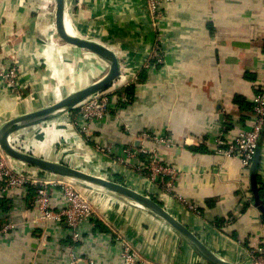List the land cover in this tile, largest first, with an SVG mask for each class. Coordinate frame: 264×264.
<instances>
[{"label": "crops", "instance_id": "obj_1", "mask_svg": "<svg viewBox=\"0 0 264 264\" xmlns=\"http://www.w3.org/2000/svg\"><path fill=\"white\" fill-rule=\"evenodd\" d=\"M65 16L79 37L115 53L119 73L128 63L129 84L114 82L113 93L125 97V102L115 101L108 123L94 126L90 142L80 131L78 112L56 114L21 129L16 133H25V151L91 174L111 168L116 175L119 168L111 166V157L100 154L94 144L121 156L123 148L140 149L137 136L143 130L164 134L170 143L151 147L161 160L180 170L174 191L185 204L158 199L207 247L239 264L246 249L256 241L264 242V217L255 204L251 173H243L235 158L213 154L210 143L223 120L233 129V117H240L231 108L234 97L241 95L250 103L256 89L264 87V0H164L157 32L145 0H65ZM157 35L163 41L164 62L150 72L144 66ZM83 51L58 37L55 0H0V67L14 60L17 90L26 92L18 97V92L7 90L0 81V125L78 90L65 93L64 87L94 77L99 63L104 65L98 68L102 73L108 69L101 58ZM142 73L144 81H140ZM130 85L134 87L131 100L118 94ZM258 148L256 172L261 186L258 170L264 168V136ZM120 173L116 177L123 180ZM126 173L133 189L148 184ZM154 189L156 196L161 194ZM34 194L32 188L16 190L0 202L4 215L0 224H16L15 232L0 242V264H68L66 226L33 223ZM105 203L97 202L95 225L80 227L75 247L84 264L88 260L123 264L121 240L142 258L160 264H208L175 231L139 205L121 200Z\"/></svg>", "mask_w": 264, "mask_h": 264}, {"label": "built area", "instance_id": "obj_2", "mask_svg": "<svg viewBox=\"0 0 264 264\" xmlns=\"http://www.w3.org/2000/svg\"><path fill=\"white\" fill-rule=\"evenodd\" d=\"M164 0H145L146 9L151 18V23L156 32L161 23V4ZM163 41L159 35L155 38L152 52L146 62L144 69L150 72L158 70V67L164 62ZM128 63L126 69L121 66L122 73L118 74L115 82L121 83L126 81L128 85ZM120 70V69H119ZM126 70V80L124 71ZM18 71L16 62L8 59L0 67V81L4 87L14 94L17 90ZM131 81H134L130 79ZM112 85V84H111ZM113 82V86H114ZM121 87V86H120ZM120 89V88H119ZM252 97L250 103L252 106L251 112L245 114V118L233 117L234 128L226 126L223 120L219 124L215 135L212 136L210 150L213 154L222 156L223 158H235L242 172L249 174L250 167L258 148V140L260 133L264 127V87ZM116 91V88H115ZM115 92H97L85 100L80 105L81 110L78 112V124L80 123V131L86 142H89V137L92 135L94 126L107 124L110 113L113 110L115 101L125 102L124 98L113 96ZM116 103V104H117ZM80 104V103H79ZM78 104V105H79ZM102 127V126H101ZM128 126H126V129ZM11 138V136H10ZM137 140L142 142V146L138 150L123 148L120 158H124L122 163H126V171H131L133 174L140 176L154 183V186L161 191V197L171 198L173 200L185 202L175 194L174 182L180 170L176 166L167 164L158 156L153 145L165 144L168 145L170 140L164 134L152 132L151 130H143ZM187 145V141L182 142ZM103 156L110 155V149L103 146H95ZM24 150V149H22ZM112 155V154H111ZM114 155V154H113ZM144 156V158H142ZM112 164L121 163V159L112 157ZM15 160L8 157L0 150V202L7 197L10 192L16 190L27 191L34 189L35 194L32 202V222L35 224H56L66 226V236L70 240V251H68V264H79L83 261L75 247L80 241V227L86 223L95 225L96 219V202L92 193H96L100 199L105 195H110L109 192L100 189L91 188L81 185L75 181L62 178L53 174L41 172L36 168L30 167L29 170H23L14 162ZM78 169V168H77ZM129 169V170H128ZM82 171H86L80 169ZM261 188L264 190V168L259 172ZM88 172V171H87ZM147 173V174H146ZM104 179L117 182L112 175L106 170L99 173ZM102 178V177H101ZM84 187L85 190L82 189ZM105 193V194H101ZM107 193V194H106ZM112 195V194H111ZM99 202V201H98ZM130 203V202H129ZM134 205L133 203H130ZM135 206V205H134ZM189 209H194L188 205ZM3 212L0 207V221L3 218ZM16 229V224L9 222L0 224V242L3 237L9 235V232ZM120 256L123 264H160L151 260L142 258L126 240L120 241ZM87 264H94L93 260H88ZM239 264H264V242L256 241L250 248L244 251L242 260Z\"/></svg>", "mask_w": 264, "mask_h": 264}, {"label": "water", "instance_id": "obj_3", "mask_svg": "<svg viewBox=\"0 0 264 264\" xmlns=\"http://www.w3.org/2000/svg\"><path fill=\"white\" fill-rule=\"evenodd\" d=\"M55 28L58 37L63 42L98 56L106 62L108 70L101 78L86 87L78 89L48 106L20 114L1 124L0 150L15 161L36 168L41 172L60 176L91 188L107 191L115 197L118 196L130 203L140 205L142 209L156 216L175 231L208 264H236L212 251L191 230L149 195L143 194L120 182L109 181L66 164L25 153L15 148L9 142V138L13 133L26 127L40 124L60 112L75 107L90 95L106 90L118 77L119 61L114 52L100 43L79 36H72L67 32L65 27V0H55ZM259 153V148H257L250 167L252 175H255L257 171ZM252 178L255 204L264 214V206L258 197L254 177L252 176ZM79 264L84 263L80 262Z\"/></svg>", "mask_w": 264, "mask_h": 264}, {"label": "rangeland", "instance_id": "obj_4", "mask_svg": "<svg viewBox=\"0 0 264 264\" xmlns=\"http://www.w3.org/2000/svg\"><path fill=\"white\" fill-rule=\"evenodd\" d=\"M83 52H88V51H83ZM91 54V53H90ZM84 56L86 57L87 55H86V53L84 54ZM88 62V61H87ZM101 62V61H100ZM98 66H100V67H98V68H100L101 69V67H104V65H102V63H99V65ZM82 67H84V66H82ZM96 69L97 70V72H96V74L94 75V77H92V78H88V79H83V77H82V82L79 84V83H77V81L76 82H73L72 83V85H70V86H67V87H64L65 89H64V92L65 93H67L68 91H70V90H76V89H80V87L81 88H83V87H86L87 85H89V84H91V83H93L94 81H96L97 79H99V78H101L106 72H107V70H106V67H105V72L104 73H102V70H100V69ZM83 71V73L85 72V69H82ZM95 70V71H96ZM73 73H74V71H73ZM73 78H74V76H73ZM77 78V77H76ZM115 82V81H114ZM115 84V83H114ZM115 88H116V84L113 86V83H112V85L111 86H109L106 90H103L104 92H109V93H111V92H115ZM118 90V89H117ZM26 94V92H22L21 90H20V92H18L16 95L19 97H21V96H23V95H25ZM59 99H61V98H58V96H57V99H55V100H52L51 102H50V104H52V103H54V102H56L57 100H59ZM48 103V102H47ZM82 103H80L79 105H76L75 107H73V108H71V109H68V110H66V111H63V112H60V113H58V116L59 115H61V114H70L71 113V115L73 114H75V113H77V112H79L80 110H81V108H82V106L80 107V105H81ZM70 111V112H69ZM67 112V113H66ZM62 116V115H61ZM46 121H48V120H46ZM46 121H44V122H46ZM119 121H120V125H121V127L124 129V128H126V124L124 125L123 124V122H122V120L121 119H119ZM103 127V126H102ZM20 131V130H19ZM18 132V131H17ZM21 132V131H20ZM21 134V135H20ZM93 135V134H92ZM92 135H90V139H91V137H92ZM24 136H26L25 135V133L23 132V133H13L12 135H11V137H13V142H12V145L15 147V148H17V149H19V150H21V151H23V152H25V153H28V152H26L25 150H26V147H25V140H24ZM15 139V140H14ZM18 141V142H17ZM22 141V142H21ZM90 142V141H89ZM96 146V144H94V147ZM22 149H24V150H22ZM110 149V148H109ZM28 154H30V153H28ZM111 158L112 157H115L116 159L117 158H119V159H123L124 160V158H120V157H117V155H116V153L114 154V155H111V151H110V155H109ZM111 158H109L108 157V159H110V165L112 166V165H115V166H117L119 169H115V172H117L116 173V175H114L112 172L114 171V170H112L111 168L110 169H107L106 167H105V169H106V171L110 174V175H112V177L116 180V181H118L117 180V175H119L118 174V172H119V170H120V172H122V173H120V174H122V176H124L123 177V180H122V182H120V183H122V184H125V185H127V186H129L130 187V184H128V182H127V179L128 178H126L125 176H128L127 175V173H126V163H122L123 162V160L121 161V163L119 162V163H117L118 162V160H117V162H115L116 164H112L113 163V159H111ZM107 165V164H106ZM110 166V167H111ZM83 167V166H82ZM86 167H88V168H92V166L90 165V166H86ZM26 168H27V170H29L30 169V167H27V166H25V168L23 169V170H26ZM129 170V169H128ZM89 173H90V171H88ZM128 174H129V176H134V174L131 172V171H129L128 172ZM147 174V173H146ZM119 176H121V175H119ZM146 183H148L147 185L145 184H143V187H140V189L139 190H137V191H140L141 193H143V194H146V195H151V196H154V197H156L157 199H158V197H160V193H158L157 194V196L153 193L154 191H155V189H154V183L152 182L151 183V181L150 180H146L145 181ZM150 185V186H149ZM132 188V187H131ZM82 189L83 190H85L84 189V187H82ZM175 193V192H174ZM101 194H105V193H101ZM107 194V193H106ZM91 196H93V199L94 200H98L99 202H100V204H103V203H105V202H107V204L109 203V202H111V204H116L115 202L118 200H121V202H123L124 204H126V203H128V204H130L128 201H126L125 199H123V198H120V197H115V196H113V195H107V196H111L112 198H114V199H111V198H109V197H107L108 198V200L106 201V198H104L103 197V199H100V197H102L101 195L99 196L98 194H96V193H92L91 194ZM159 200V199H158ZM97 201V202H98ZM97 202H96V204H97ZM106 204V203H105ZM126 207V206H125Z\"/></svg>", "mask_w": 264, "mask_h": 264}, {"label": "trees", "instance_id": "obj_5", "mask_svg": "<svg viewBox=\"0 0 264 264\" xmlns=\"http://www.w3.org/2000/svg\"><path fill=\"white\" fill-rule=\"evenodd\" d=\"M145 78H146V77H145V74H144V73L140 74V81H144ZM133 90H134V87L130 85V86L124 87V88H122L121 90H119V91H118V94H120V95H122V94H123V95H127V96L129 97V100H131V99L134 97ZM256 91H257V92L259 91L258 88L256 89ZM126 104H127V103H126ZM231 108L234 109V110H236V111H234V113L237 114L238 116H240L241 119H243L244 116H242V114H243V113H250V112H251V109H252V106H251V103L247 102V101L244 99L243 96H241V95H236V96L234 97L233 101H232V107H231ZM232 109H230V110H232ZM232 111H233V110H232ZM263 136H264V127H263L262 132L260 133L259 140H260ZM259 140H258V145H259ZM200 147H202V146H200ZM198 149H199V148H198ZM198 149H197V148H192V149H190V150L196 152V151H198ZM200 149H201V150H200ZM200 149H199L200 151H205V152H206L205 149H202V148H200ZM251 176H253L254 179H256V181H255V185H256V190H257V193H258V197H259V199L261 200V202H262V204H263V206H264V190H263V188H261V186H258L259 183H258V178H257V172H256L255 175H252V174H251ZM117 180H118L117 182H122V179H120V178H117ZM150 197H151L153 200L157 201L160 205L163 206V203H162L160 200H158L156 197L151 196V195H150ZM198 211L200 212V210H198ZM263 217H264V214H263Z\"/></svg>", "mask_w": 264, "mask_h": 264}, {"label": "bare ground", "instance_id": "obj_6", "mask_svg": "<svg viewBox=\"0 0 264 264\" xmlns=\"http://www.w3.org/2000/svg\"><path fill=\"white\" fill-rule=\"evenodd\" d=\"M53 4V3H52ZM65 27H66V30H67V32L70 34V35H72V36H78V32L76 31V30H78V29H74L73 28V26H72V23L68 20L67 21V18H66V16H65ZM64 52V51H63ZM60 56V55H59ZM55 59H57V58H55ZM63 63V62H62ZM95 70H96V68H95ZM94 72V71H93ZM69 73V72H68ZM64 77V76H63ZM57 97V96H56ZM64 116V115H63ZM63 119V118H62ZM64 122V121H63ZM30 129V128H29ZM68 131V130H67ZM30 132V131H29ZM60 133H61V131H60ZM21 135V134H20ZM34 137V136H33ZM37 139V138H36ZM61 139V138H60ZM73 139H75V138H73ZM15 140V139H14ZM71 140V139H70ZM75 141H76V139H75ZM9 142L12 144V142H13V137H11V139L9 138ZM18 142V141H17ZM22 142V141H21ZM26 143V142H25ZM77 144V143H76ZM82 145V144H81ZM71 152V151H70ZM72 153V152H71ZM85 157V156H84ZM83 157V158H84ZM88 160V159H87ZM15 162H17V161H15ZM17 163H19V164H21V166H26L25 164H23V163H20V162H17ZM87 171H89V170H87ZM84 172H86V171H84ZM86 173H89V172H86ZM95 174H93V175H95V176H97L98 175V177H102L103 178V176L102 175H100L99 174V172H94ZM91 174V173H90ZM72 181V180H71ZM135 205V204H134ZM137 208L140 206H138V204H136L135 205ZM140 208V207H139Z\"/></svg>", "mask_w": 264, "mask_h": 264}]
</instances>
